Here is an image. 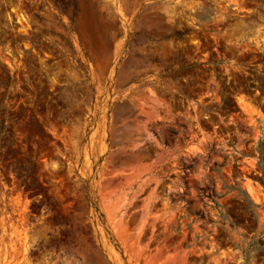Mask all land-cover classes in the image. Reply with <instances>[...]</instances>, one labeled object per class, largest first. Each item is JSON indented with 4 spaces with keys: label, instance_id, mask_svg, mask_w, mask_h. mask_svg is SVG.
<instances>
[{
    "label": "rangeland",
    "instance_id": "1",
    "mask_svg": "<svg viewBox=\"0 0 264 264\" xmlns=\"http://www.w3.org/2000/svg\"><path fill=\"white\" fill-rule=\"evenodd\" d=\"M264 0H0V264H264Z\"/></svg>",
    "mask_w": 264,
    "mask_h": 264
},
{
    "label": "trees",
    "instance_id": "2",
    "mask_svg": "<svg viewBox=\"0 0 264 264\" xmlns=\"http://www.w3.org/2000/svg\"><path fill=\"white\" fill-rule=\"evenodd\" d=\"M259 166L261 168V171L264 173V167L262 165V159L259 160Z\"/></svg>",
    "mask_w": 264,
    "mask_h": 264
}]
</instances>
